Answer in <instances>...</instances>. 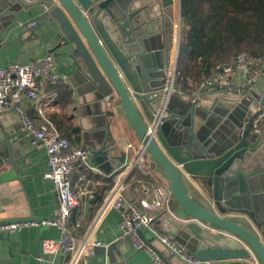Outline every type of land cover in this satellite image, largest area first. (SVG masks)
<instances>
[{
  "label": "water",
  "instance_id": "water-1",
  "mask_svg": "<svg viewBox=\"0 0 264 264\" xmlns=\"http://www.w3.org/2000/svg\"><path fill=\"white\" fill-rule=\"evenodd\" d=\"M144 1L0 0V45L5 32H18L22 45L51 39L60 73L92 98L94 114L105 121L126 117L150 168L169 183L171 213L161 227L190 255L204 264H264V134H249L259 104L250 110L251 102L239 96L196 99L173 92L160 107L166 46ZM104 128L100 147L83 149L110 175L122 168L125 154L111 155L115 142L109 143V125ZM22 130L4 133L0 165L15 167L24 158ZM147 234L140 231L144 239ZM107 252L120 259L113 246L94 249V255ZM160 255L166 264H187L169 251Z\"/></svg>",
  "mask_w": 264,
  "mask_h": 264
},
{
  "label": "crops",
  "instance_id": "crops-1",
  "mask_svg": "<svg viewBox=\"0 0 264 264\" xmlns=\"http://www.w3.org/2000/svg\"><path fill=\"white\" fill-rule=\"evenodd\" d=\"M144 2H146L144 5L149 6L151 9L153 32L162 36V42L166 46L165 66L168 75L173 67V62L178 59L175 48L176 46L179 47L177 42L180 43V0H145ZM24 18L26 20L29 19L28 17ZM18 34V32H15L9 36V32L3 33L5 44L0 45V67L16 62L29 63L38 61L51 52V39L45 41L44 44L33 41L22 45L17 40ZM253 71L254 68L250 67L247 72L253 73ZM247 72L238 70L236 74L229 77V88L225 87L221 91L205 95L202 98H222L226 94L230 97L239 96L241 100L244 99L251 102L249 108L253 110V104L258 103L257 101L264 96V74L256 75L253 82L249 83L247 75L249 73ZM71 82L72 85L69 84L68 87H46L39 98V105L43 108L45 116L53 122L63 137L70 139L79 148H84L87 143L99 148L101 131L105 130V124L106 126L109 125L111 132L109 143L115 142L114 146H112L113 152H111V155L117 158L122 153L125 154V162L117 173L107 174L106 169L108 170V166L102 167L105 164H100L98 158L91 157V165L96 168V171H79L74 175L72 179L74 191L78 193L83 189H89L94 193V199L85 198L81 200L78 209L70 220V228L73 234L77 237H82L86 233L91 221L103 206L109 193L117 183L121 182L125 183L127 187L124 192V198L135 201L144 213L156 215L159 228L163 233L167 234L161 225L164 217L169 214L162 213V211H152L145 207V204H150L153 201L154 188L162 187L169 190L167 179L152 170V177L147 178L150 185L146 188H140L138 192L134 191L135 177L138 175L141 177V174L137 169L135 172L133 170L134 177L127 180L132 172L129 174L125 173L123 167L134 161L136 151L141 147V142L136 132L125 116L106 117L105 121V119L94 114L95 108L92 107V98L84 95L78 84L74 81ZM187 83L189 86H185V90L190 92L198 84L193 81H188ZM185 90L182 94L191 96V93ZM63 93L66 94L63 96ZM23 107L29 110L34 121L40 120L37 109L33 104L24 102ZM75 108L77 109L75 110ZM242 108L244 109V107ZM111 109L114 110V107L112 106ZM237 119L240 118L237 117ZM20 123L17 114L0 113V141L4 138L6 131L13 130L16 126H21ZM22 131V137H28L27 143L22 148L24 158L18 161L15 167L10 164L0 165V222L14 219H22L24 221L52 219L59 206V199L54 184L46 181L43 177L49 170L46 149L36 140L32 133ZM129 145L132 148L129 149ZM3 151L0 145V152ZM259 152H262V149ZM146 161L150 166V162ZM260 162V165L264 166V150ZM84 175L86 177L82 179L81 176ZM169 195L170 200H172V195ZM100 198L103 199L98 201ZM171 217L173 218V216ZM120 220L121 214L119 210H109L95 233L96 239L107 246L105 248L113 246L118 250L120 259L116 262L115 256L107 252V254L94 255L93 262L90 263L153 264L147 252L135 251L131 243L122 237ZM175 221L177 220L175 219ZM78 223L80 226L76 227ZM5 236L4 234V238H0V264H65L67 261V258L64 259L60 255H44L41 250V242L44 240H58L60 238V231L56 227H27L8 236L9 239ZM146 239L154 243L160 254L167 255V250L158 241H153L148 234ZM184 250L186 249L184 248ZM41 256L43 257L42 262L39 260Z\"/></svg>",
  "mask_w": 264,
  "mask_h": 264
},
{
  "label": "built area",
  "instance_id": "built-area-1",
  "mask_svg": "<svg viewBox=\"0 0 264 264\" xmlns=\"http://www.w3.org/2000/svg\"><path fill=\"white\" fill-rule=\"evenodd\" d=\"M177 44L179 45L178 42ZM175 49H177L176 54H178L179 47L176 46ZM175 63L176 59L170 73L167 75L168 78L162 93L160 107L165 106L170 94L173 92L182 94L184 91L182 84H178L176 81L179 73ZM250 67L254 68L253 73L247 72ZM238 70L249 73L247 74L248 82L252 83L256 75L264 74V58H253L247 54H242L234 60L219 64L215 67L212 76L202 79L191 94L196 99H201L203 96L221 91L225 87L229 88V77L236 74ZM47 86H69V78L60 73L53 52L38 61L16 62L0 67V113L17 114L23 130L32 133L46 149L49 170L43 177L46 181L54 184L59 199V206L54 218L40 221L26 220L0 225V235L10 236L27 227H56L60 231V238L41 242L42 253L67 258L65 264H91L88 258L94 255V249L107 247L96 239L95 233L106 213L111 209H117L121 214L120 229L122 237L131 243L135 251L147 252L153 264L166 263L162 260L154 243L142 238L140 231L148 233L152 239L154 238L153 241H158L167 251L176 255L183 262L187 264H204L184 250L175 239L161 231L156 215L144 213L135 201L124 198L127 187L123 182L117 183L109 193L103 206L91 221L86 233L82 237L73 234L70 228L72 216L78 209L81 200L85 198L94 199V193L89 189H83L76 193L72 179L79 171L91 172L96 171V168L92 167L90 162L92 152L76 147L70 139L63 137L53 122L45 116L43 108L39 105V98ZM24 102L35 106L40 116L39 121L33 120L29 110L23 107ZM258 104L256 116L249 126V134L253 138L261 136L264 130V96L259 99ZM128 148L130 149L132 146L129 145ZM123 168L125 173L128 174L137 169L144 177L135 181L134 191L138 192L140 188H146L150 185L147 178L152 177L153 172L147 164L142 145L136 151L134 161L126 164ZM81 177L85 179L86 175ZM168 191L162 187L154 188L153 201L150 204H145V207L152 211H162V213L170 214L171 200L169 194L171 192ZM79 226L78 223L76 227ZM212 231L216 232V230ZM39 260L42 262L43 257L41 256Z\"/></svg>",
  "mask_w": 264,
  "mask_h": 264
},
{
  "label": "trees",
  "instance_id": "trees-1",
  "mask_svg": "<svg viewBox=\"0 0 264 264\" xmlns=\"http://www.w3.org/2000/svg\"><path fill=\"white\" fill-rule=\"evenodd\" d=\"M180 10L176 81L184 90L242 54L264 58V0H180Z\"/></svg>",
  "mask_w": 264,
  "mask_h": 264
},
{
  "label": "rangeland",
  "instance_id": "rangeland-1",
  "mask_svg": "<svg viewBox=\"0 0 264 264\" xmlns=\"http://www.w3.org/2000/svg\"><path fill=\"white\" fill-rule=\"evenodd\" d=\"M180 16H181V10H180ZM179 29L181 30V21L179 22ZM180 35H181V33H180ZM177 50V49H176ZM248 55V54H247ZM177 57H178V54H177ZM175 65H176V68H177V64L175 63ZM168 78V76L166 75V79ZM167 82V81H166ZM187 91V90H186ZM189 93H191L190 91H188ZM191 96H193L192 94H191ZM255 118V117H254ZM253 118V119H254Z\"/></svg>",
  "mask_w": 264,
  "mask_h": 264
}]
</instances>
